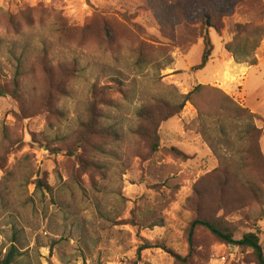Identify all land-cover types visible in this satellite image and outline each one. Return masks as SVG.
<instances>
[{
	"label": "rangeland",
	"instance_id": "374dc122",
	"mask_svg": "<svg viewBox=\"0 0 264 264\" xmlns=\"http://www.w3.org/2000/svg\"><path fill=\"white\" fill-rule=\"evenodd\" d=\"M235 1L245 22L264 20V0ZM208 7L0 0V85L9 94L0 98V261L15 245L17 264H256L204 228L190 239V229L218 219L236 240L258 232L264 247V136L260 162L239 139L246 120L224 110L221 80L160 123L197 81L215 80L235 34L230 22L222 35L210 30L212 58L192 71ZM256 58L248 76L225 82L264 118V51ZM143 241L155 248L139 254Z\"/></svg>",
	"mask_w": 264,
	"mask_h": 264
},
{
	"label": "trees",
	"instance_id": "16d2710c",
	"mask_svg": "<svg viewBox=\"0 0 264 264\" xmlns=\"http://www.w3.org/2000/svg\"><path fill=\"white\" fill-rule=\"evenodd\" d=\"M209 5L207 10H202L198 16L200 24L199 35L203 42V52L201 57V63L194 66L192 71H199L205 68L208 62L212 58L214 46L210 37V30L215 31L217 34H221L224 29V19L232 17L235 14L237 8V2L235 0H203ZM185 17H187L185 15ZM188 23H193V19H185ZM264 41V24H237L235 26V35L229 43L225 45V51L233 58L237 64H247L249 66H255L258 64L256 58V51L260 48ZM206 90L204 85H196L192 91L186 95H180L182 100L180 106L176 109H171L169 113L160 119V123L172 118L179 114L186 103L194 102V97L199 95L202 91ZM217 91V90H216ZM220 92V91H217ZM224 100L226 101L227 108L225 111H230L235 114V118L238 120H246L245 129L240 133L239 139L245 141L248 144V153L260 162L263 161V155L261 151V140L264 136V118L254 114L247 107H242L233 98L220 92ZM9 94L0 85V98L8 97ZM139 118L145 119L147 122L152 120L146 117L144 111H140ZM155 145L154 150H157L159 145V136L157 131L155 132ZM63 152L62 149H58ZM57 150V152H59ZM67 154L74 156L72 151H67ZM41 187L39 183L38 188ZM197 228H204L213 237H215L221 243L237 247L244 251L252 252L256 264H264V247L261 242V238L258 232H250L239 240L235 239L234 232L225 223H222L218 219H202L197 218L192 224L190 229V239L193 236L194 231ZM155 248L147 241H143V245L140 247L139 254L147 249ZM19 257V250L15 245H12L7 249L6 254L0 261V264H17V258Z\"/></svg>",
	"mask_w": 264,
	"mask_h": 264
},
{
	"label": "crops",
	"instance_id": "0c3cea01",
	"mask_svg": "<svg viewBox=\"0 0 264 264\" xmlns=\"http://www.w3.org/2000/svg\"><path fill=\"white\" fill-rule=\"evenodd\" d=\"M241 10H243L247 14V9L242 4V5L237 7V10L232 17L224 19V30L222 31V34H224V32L227 30L229 22L234 25V29H235V26L237 24L252 23V22H245L244 20H242L246 14H243V15L240 14ZM259 24H264V20H260ZM234 35L232 36V39H233ZM232 39H231V41H232ZM227 43H229V42H224V47ZM259 49L262 52L264 51V47H261ZM218 63L219 64L216 67V70L214 73V79H215L214 81L207 82V83H203V82H199V81H197V82H198V84H201V85H209V84L214 85L221 80L222 85L219 84V86H221V87L224 86V88H222L223 91L228 96L233 98L232 89L234 87V84L225 82V79H230V80L235 79V77L239 76L240 71L243 69L247 70L246 74L248 76V74H249V72L253 66H248L247 68H244L243 64H237L226 51L220 53V55L218 56ZM192 68L193 67L190 66V69H192ZM246 78H245V80H246ZM244 83H245V81H244ZM244 89H245V84H244ZM244 89H243V95H244ZM243 97L245 98V103L243 105H245L247 108H249L252 113L259 115V112L250 106L248 99L245 96H243ZM259 116H261V115H259Z\"/></svg>",
	"mask_w": 264,
	"mask_h": 264
}]
</instances>
